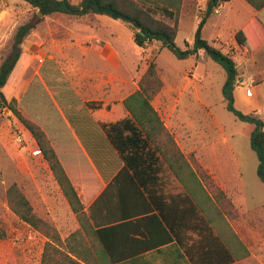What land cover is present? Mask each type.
<instances>
[{"label": "rangeland", "instance_id": "1", "mask_svg": "<svg viewBox=\"0 0 264 264\" xmlns=\"http://www.w3.org/2000/svg\"><path fill=\"white\" fill-rule=\"evenodd\" d=\"M136 1L158 9L148 0ZM208 1L185 0L177 15L180 48L193 43ZM239 1L242 4L236 2L221 16L211 17L203 36L231 54L238 66L235 106L264 121V41L252 53L226 41L254 19L264 33V12L252 18L254 10ZM154 16L171 26L176 23L160 10ZM26 23L36 28L22 43L21 57L3 92L8 101L16 99L21 114L40 127L58 158L56 131L85 126V115L80 114L88 112V106L96 111L110 102L109 111H115L113 105L140 90L142 77L155 63L162 88L151 103L175 144L164 138L161 148L175 162V169L184 163L174 158L175 147L183 154L189 166L180 171V177L188 179L182 184L200 214L233 251L234 264H264V183L251 146L254 125L227 110L224 69L204 51L179 60L159 42L140 48L134 42V29L123 21L94 14L44 16L23 0H0V66L12 52L18 28ZM219 35L224 40L214 43L213 37ZM250 90L252 96H247ZM80 139L94 162L114 151L99 144L103 135L95 136V144L91 137ZM35 149L39 150L36 140L19 119L7 108L0 109V227L7 232V238L0 240L2 264H42L45 246L53 240L48 228L56 230L62 241L81 229L78 214L49 163ZM162 160L165 174L177 175ZM191 171L198 179L189 176ZM14 184L45 223L39 230L20 221L10 209L7 191Z\"/></svg>", "mask_w": 264, "mask_h": 264}, {"label": "trees", "instance_id": "2", "mask_svg": "<svg viewBox=\"0 0 264 264\" xmlns=\"http://www.w3.org/2000/svg\"><path fill=\"white\" fill-rule=\"evenodd\" d=\"M34 8L38 9L44 16L61 13L75 17H84L90 14L107 16L113 20H120L131 25L134 29V42L144 48L146 44L159 42L162 49L169 50L179 60L198 56L200 51H204L209 58L220 65L225 73L226 80L223 86V95L227 102V110L238 120L254 125L251 133V146L255 151L259 164L257 173L264 183V121L251 114H245L235 106V90L238 85V66L231 54L224 53L221 49L206 40L203 36V29L208 20L213 17L217 10L231 0H209L205 14L194 34L193 43L187 44L186 49L180 48L176 43L179 32L177 26V15L185 4V0H148L157 5L155 9L145 7L136 0H82L79 4H74L70 0H23ZM255 11L264 9V0H245ZM160 10L170 17H174L176 23L171 26L162 20L155 18L154 14ZM258 20H251L245 24L236 34L235 41L239 47L247 49L249 52L257 51L264 41V33L260 29ZM36 28V24L26 23L20 26L14 37L13 49L10 55L0 66V109L10 110L31 133L36 140L37 146L44 158L50 165L64 196L67 198L73 212L78 214L81 229L73 233L67 240L62 241L58 232L48 228V234L52 237L44 249L42 264H117L119 259L115 256L105 238V231L117 229L120 225L107 227L106 229L94 230L86 214V205L82 202L76 192V188L68 177L56 152L50 146L45 133L26 119L18 109L17 100L8 101L3 89L6 87L8 79L14 71L17 62L22 54V43L25 38ZM162 88L158 70L155 63H151L146 74L140 82V90L130 95L124 100V106L129 112V118L112 124H105L104 129L113 145L119 153L124 167L119 175H128L138 187H145L142 179L156 175L161 170L162 159L168 163V167L176 172L175 175L186 185L187 180L180 177V171L188 168L183 154L175 147L174 158L183 160V164L175 169V162H172L167 155V151L161 148L163 139L175 146L172 137L167 132L158 112L152 105L153 98ZM189 176L196 178L195 171H191ZM200 180V179H199ZM202 184L201 181L197 182ZM148 192V191H146ZM191 205L189 223L185 220V227L192 228L191 232L197 233L202 245L214 247V254L208 258L212 264H232L236 257L227 248V244L217 235L213 226L200 214L197 206L192 203L191 195L186 198ZM7 200L12 212L20 221L39 230L45 223L36 216L32 204L26 195L16 184L9 187ZM154 213L153 207L146 209V214H150L146 219L158 221L161 229L167 238L159 243L144 246L133 252L131 256H137L150 250L159 244H166L173 240L181 241L184 229L173 227L160 209ZM141 221V220H140ZM144 221V220H143ZM188 224V225H187ZM182 228L183 230H181ZM190 232V231H189ZM144 234L143 232H140ZM88 238L87 242L84 240ZM7 238V232L0 227V240ZM131 258V257H126ZM0 264H2L0 262Z\"/></svg>", "mask_w": 264, "mask_h": 264}, {"label": "crops", "instance_id": "3", "mask_svg": "<svg viewBox=\"0 0 264 264\" xmlns=\"http://www.w3.org/2000/svg\"><path fill=\"white\" fill-rule=\"evenodd\" d=\"M236 2L242 4L239 0H231L217 10L214 18L221 16L223 10ZM263 12L264 9L254 10L252 18L255 15L261 16ZM210 21L206 23L203 34ZM235 33L234 31L226 41L235 43ZM222 40L223 35L213 37L214 43ZM247 96H252L251 90ZM110 104L105 102L104 106L96 111L88 106L90 108L88 112L80 114L85 115L86 125L83 127L76 128L70 125L69 128L64 127L56 131L60 138L55 148L78 196L86 205L85 211L92 228L99 230L120 225L117 229L105 231V238L119 259L117 264H212L208 258L216 249L202 245L197 233L191 232L192 228L185 227V220L187 219L189 223L192 209L189 201L184 198L190 196V193L185 190L178 178L165 174L167 166L163 161L158 174L142 179L145 187L139 188L136 181L128 175L118 176L124 162L111 144L103 125L129 118L130 114L125 110L123 101L113 105L116 112L109 111ZM96 135H103V141L99 143L103 148L114 151L107 158L94 162L90 159L80 136L91 137L92 141ZM84 143L87 145V140ZM95 143L96 139L93 141V144ZM150 207L155 209L154 213H158L157 209H160L173 227L177 229L182 227L184 229L182 239L159 244L142 254L131 256L136 250L167 238L158 221L146 219L150 215L146 214V209ZM182 228L180 229L183 230ZM227 248L233 253L229 247Z\"/></svg>", "mask_w": 264, "mask_h": 264}, {"label": "built area", "instance_id": "4", "mask_svg": "<svg viewBox=\"0 0 264 264\" xmlns=\"http://www.w3.org/2000/svg\"><path fill=\"white\" fill-rule=\"evenodd\" d=\"M37 153H40V150H38Z\"/></svg>", "mask_w": 264, "mask_h": 264}, {"label": "water", "instance_id": "5", "mask_svg": "<svg viewBox=\"0 0 264 264\" xmlns=\"http://www.w3.org/2000/svg\"><path fill=\"white\" fill-rule=\"evenodd\" d=\"M41 13V12H40ZM41 15H43L42 13H41Z\"/></svg>", "mask_w": 264, "mask_h": 264}]
</instances>
